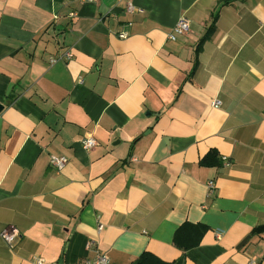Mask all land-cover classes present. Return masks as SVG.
<instances>
[{"label":"crops","instance_id":"1","mask_svg":"<svg viewBox=\"0 0 264 264\" xmlns=\"http://www.w3.org/2000/svg\"><path fill=\"white\" fill-rule=\"evenodd\" d=\"M223 2L0 0V264H264V0Z\"/></svg>","mask_w":264,"mask_h":264},{"label":"trees","instance_id":"2","mask_svg":"<svg viewBox=\"0 0 264 264\" xmlns=\"http://www.w3.org/2000/svg\"><path fill=\"white\" fill-rule=\"evenodd\" d=\"M231 0H224L223 3H229ZM217 15H214L213 21L209 26L208 30L200 39V42L197 47V53L200 52L204 41L209 38L210 34L215 30L216 25L215 21ZM200 164L204 166H221L223 164L222 158L219 156L216 149H211L206 153L201 159ZM264 228V225L256 227V231ZM209 230V226L203 223H191L184 222L181 224L175 231L173 242L174 244L182 249V251H187L190 248H193L199 245L205 235ZM184 254V253H183ZM181 255L179 258L174 260H166L156 253L146 250L140 254V256L132 264H184L185 255Z\"/></svg>","mask_w":264,"mask_h":264},{"label":"built area","instance_id":"3","mask_svg":"<svg viewBox=\"0 0 264 264\" xmlns=\"http://www.w3.org/2000/svg\"><path fill=\"white\" fill-rule=\"evenodd\" d=\"M80 1H93V2H97L98 0H80ZM127 7L130 11L134 10V6L131 2H129L127 4ZM72 16H76L75 12L71 13ZM190 30V22L187 18H185L184 16L180 17L177 21V23L175 24V26L173 27L172 31L169 33V38L170 39H176L177 35L179 34H183L186 33L187 31ZM128 35L127 32H121L119 33L120 37H126ZM73 54L71 52H67L65 53V56L67 58L71 57ZM64 56H60L59 58H51V63L56 62L58 59L63 58ZM221 103L220 100H214L213 104L215 106H218ZM82 145L85 149H91L92 147H94L95 145H97V140L92 137H86L85 139L82 140ZM222 160H223V165L224 166H230L231 162L230 160L226 157V156H222ZM68 162V158L66 156H56V155H52L51 159H50V163L51 165L56 168L57 170H61L65 167V165ZM209 189L210 191L213 190V188L215 187L214 181H210L209 184ZM101 227V226H100ZM18 236V232L15 229H5L2 232V237L8 241L9 243H13L14 240L16 239V237ZM37 264H44V259L43 258H37L36 260ZM77 264H115L106 254L99 252L97 253L94 257L92 258H85L81 261H79Z\"/></svg>","mask_w":264,"mask_h":264},{"label":"water","instance_id":"4","mask_svg":"<svg viewBox=\"0 0 264 264\" xmlns=\"http://www.w3.org/2000/svg\"><path fill=\"white\" fill-rule=\"evenodd\" d=\"M2 108H3V105L0 104V110H1ZM244 242H246V240H244V241L241 243V245L244 244Z\"/></svg>","mask_w":264,"mask_h":264}]
</instances>
